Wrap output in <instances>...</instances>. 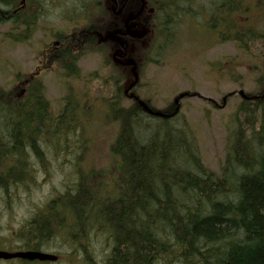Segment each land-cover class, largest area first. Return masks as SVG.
Returning <instances> with one entry per match:
<instances>
[{
	"label": "trees",
	"instance_id": "trees-1",
	"mask_svg": "<svg viewBox=\"0 0 264 264\" xmlns=\"http://www.w3.org/2000/svg\"><path fill=\"white\" fill-rule=\"evenodd\" d=\"M21 1L0 0V24L12 25L6 35L15 42L32 36L45 4L55 0ZM145 2L137 31L149 33L138 42L148 62L161 47L176 44L185 28L201 27L211 43L231 42L247 54L255 55L252 46L261 45L255 91L238 106L221 171L203 162L193 130L178 122L180 112L172 105H150L154 112L134 99L126 105V78L117 67L112 96L70 86L58 114L34 75L10 88L0 86V202L6 209L21 192L31 191L40 171L49 172L51 155L63 158L59 164L76 155L77 184L26 222L17 233L20 248L40 250L50 235L49 241L61 239L78 249L86 264H264V0ZM76 6L67 21L77 26L58 32L67 49L60 52V63L72 62L69 77L80 76L73 63L76 50L105 54L108 44L93 33L110 23L100 2L82 0ZM90 77L88 85L96 73ZM94 120L95 128L114 129L110 160L84 170ZM91 235L101 237L104 246L86 243Z\"/></svg>",
	"mask_w": 264,
	"mask_h": 264
},
{
	"label": "rangeland",
	"instance_id": "rangeland-1",
	"mask_svg": "<svg viewBox=\"0 0 264 264\" xmlns=\"http://www.w3.org/2000/svg\"><path fill=\"white\" fill-rule=\"evenodd\" d=\"M81 1L55 0L53 3H46L36 33L23 42L12 41L10 36L6 35L10 30L9 25L0 24V86L12 87L33 73L38 63L50 60L49 54L47 55L45 51L49 42L57 32L71 31L77 26L68 22L67 16L71 11L70 8L78 6ZM184 30L186 31L180 39L178 38L179 41L173 44V48L161 47L159 55L152 57L154 61L148 62L146 58L142 61L140 88L135 89L134 94L144 101L150 100L155 107L162 109L170 105L181 93L188 91L195 94L180 100L182 108L177 120L181 124L187 123L193 130L203 162L218 173L225 162L230 135L235 127L234 120L238 118L237 109L242 98L235 93L226 103L222 100L226 94L241 89L248 92L255 91L254 79L259 74L261 45L256 43L252 46L255 55L247 54L231 42L211 43L201 27ZM142 33L145 36L149 34ZM129 45L132 50L131 57L141 62L142 51L138 43L134 45L129 42ZM114 47L111 49L105 47L104 49L107 50L105 54L90 51L81 56L77 63L80 70V76L77 78L68 79L61 75L62 64L53 59L51 61L53 66L41 65V75L49 70L43 76V81L46 96L54 113L58 114L64 105L63 97L70 86L81 93L89 90V86L92 91L95 87V92L99 93L101 98H108L114 94L113 74L116 72L113 69L116 66L112 64L107 66L103 63L102 56H108L110 53L111 56L117 49ZM52 68L54 70L51 71ZM119 70L126 78L122 80V84L128 87L132 82L129 70L125 68ZM93 73H96V79L93 78L94 83L88 85L87 81ZM96 102L103 108L102 99ZM125 102L126 105L129 104L128 100ZM96 125H98L97 120L90 125V128L94 127L95 132H92L91 150L82 163L84 170L89 165L101 167L110 160L109 147L113 140L114 129L111 126L95 128ZM75 156L70 154L67 157L69 162L59 164L63 158L55 159L51 155L49 172L46 174L39 172L36 185L29 193L21 192L8 209L0 202V251L18 250L22 240L18 238L17 233L26 222L53 197L63 193L68 185L74 182L77 184V176L72 166ZM46 238L47 241H41L43 243H40L42 244L39 246L42 247L40 250L60 256L59 261L48 264H86L78 249L72 250L69 246L66 247L61 243V239L49 241L50 235ZM34 242H37L36 237ZM87 242L104 246L101 237L96 239L91 235V238L86 239ZM98 252L101 251L98 249ZM102 257L97 255L99 261H102ZM39 263L41 262L32 264ZM0 264L23 263L18 259H12L0 260Z\"/></svg>",
	"mask_w": 264,
	"mask_h": 264
},
{
	"label": "flooded vegetation",
	"instance_id": "flooded-vegetation-1",
	"mask_svg": "<svg viewBox=\"0 0 264 264\" xmlns=\"http://www.w3.org/2000/svg\"><path fill=\"white\" fill-rule=\"evenodd\" d=\"M111 4H110V9H111V15H110V23L107 25V28L109 29H123V32H126L127 31V27L130 26L132 30H134L137 22H141V18L145 12V10L143 11L142 13V16L138 19H136L135 21H132V22H129V23H126V19L124 18V12L127 11V10H130L131 8H134L136 11H138V9H140L141 7V2L137 0L136 3H132L133 1L132 0H129L126 4V6L123 8L122 11H120V7L123 3L124 0H108ZM94 34L97 35V37H99L102 41H105V39L107 37H103L101 36V34H99L98 32H93ZM130 34L132 36L133 33L132 31L130 32ZM125 37L127 38H132L130 35H126ZM139 42V41H138ZM109 44L112 46L111 42H109ZM62 45V40L60 38H54L53 41L49 44V46L46 48V53L47 55L49 54L50 56V60L49 62L52 61L53 59V56H57L58 53L55 52V51H58L57 49L59 47H61ZM55 47V48H54ZM66 46L63 48V50H61L62 52H66ZM55 52V53H54ZM122 59H126V58H122ZM48 61H43L41 62V64H37L36 66H38V71L36 72L37 75L40 74V68H41V65L42 64H46Z\"/></svg>",
	"mask_w": 264,
	"mask_h": 264
},
{
	"label": "water",
	"instance_id": "water-1",
	"mask_svg": "<svg viewBox=\"0 0 264 264\" xmlns=\"http://www.w3.org/2000/svg\"><path fill=\"white\" fill-rule=\"evenodd\" d=\"M126 1L127 0H125L124 4L126 3ZM123 5H122V8H123ZM143 8H144V5H143L141 10L136 15L130 16L127 19V23L132 21V20H134V19H136L141 14ZM127 28H128L127 31H129L130 27H127ZM121 33H123L122 30H117V31L114 32L113 36H114V39L117 40L120 43L122 48L126 50L125 54H127V52H128L127 45L122 41L121 37L118 36ZM125 33H128V32H125ZM117 56H121V53L117 52L115 54V58ZM124 64L128 65V66H133V73H134V76H135V81L130 86V88H132L136 84V82L138 81V73L136 72V62H135V60H133L131 58L128 61H126ZM240 94L243 95V96H246L243 91H240ZM176 103H178V99H176ZM141 104L144 107L147 108L145 103L141 102ZM13 258H21V259H25V260H29V261L41 260V261H53V262H55V261L58 260V256L57 255L51 254V253H45V252H42V251H34V250L17 251V252L0 251V259H13Z\"/></svg>",
	"mask_w": 264,
	"mask_h": 264
},
{
	"label": "bare ground",
	"instance_id": "bare-ground-1",
	"mask_svg": "<svg viewBox=\"0 0 264 264\" xmlns=\"http://www.w3.org/2000/svg\"><path fill=\"white\" fill-rule=\"evenodd\" d=\"M38 251H41V250H38Z\"/></svg>",
	"mask_w": 264,
	"mask_h": 264
}]
</instances>
